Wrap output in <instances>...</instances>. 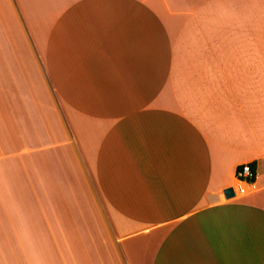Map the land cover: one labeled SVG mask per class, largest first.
Here are the masks:
<instances>
[{
	"label": "crops",
	"instance_id": "1",
	"mask_svg": "<svg viewBox=\"0 0 264 264\" xmlns=\"http://www.w3.org/2000/svg\"><path fill=\"white\" fill-rule=\"evenodd\" d=\"M0 264H264V0H0Z\"/></svg>",
	"mask_w": 264,
	"mask_h": 264
},
{
	"label": "built area",
	"instance_id": "2",
	"mask_svg": "<svg viewBox=\"0 0 264 264\" xmlns=\"http://www.w3.org/2000/svg\"><path fill=\"white\" fill-rule=\"evenodd\" d=\"M235 177L236 181L239 183L233 187L235 195L242 194L243 189L246 188V186L254 183L256 171L252 170L249 163H243L240 165V169L236 171Z\"/></svg>",
	"mask_w": 264,
	"mask_h": 264
},
{
	"label": "water",
	"instance_id": "3",
	"mask_svg": "<svg viewBox=\"0 0 264 264\" xmlns=\"http://www.w3.org/2000/svg\"><path fill=\"white\" fill-rule=\"evenodd\" d=\"M223 194L226 198H230V197L235 196V192H234L233 187H228V188L224 189Z\"/></svg>",
	"mask_w": 264,
	"mask_h": 264
},
{
	"label": "trees",
	"instance_id": "4",
	"mask_svg": "<svg viewBox=\"0 0 264 264\" xmlns=\"http://www.w3.org/2000/svg\"><path fill=\"white\" fill-rule=\"evenodd\" d=\"M250 166H251L252 170H255L254 167H253V165L250 164ZM238 169H240V166L237 168V170Z\"/></svg>",
	"mask_w": 264,
	"mask_h": 264
},
{
	"label": "bare ground",
	"instance_id": "5",
	"mask_svg": "<svg viewBox=\"0 0 264 264\" xmlns=\"http://www.w3.org/2000/svg\"><path fill=\"white\" fill-rule=\"evenodd\" d=\"M244 191H245V190L243 189V193H244Z\"/></svg>",
	"mask_w": 264,
	"mask_h": 264
},
{
	"label": "rangeland",
	"instance_id": "6",
	"mask_svg": "<svg viewBox=\"0 0 264 264\" xmlns=\"http://www.w3.org/2000/svg\"><path fill=\"white\" fill-rule=\"evenodd\" d=\"M201 34V33H200ZM206 34V33H205Z\"/></svg>",
	"mask_w": 264,
	"mask_h": 264
}]
</instances>
